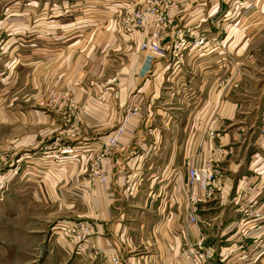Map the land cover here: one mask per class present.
<instances>
[{
	"label": "crops",
	"instance_id": "crops-1",
	"mask_svg": "<svg viewBox=\"0 0 264 264\" xmlns=\"http://www.w3.org/2000/svg\"><path fill=\"white\" fill-rule=\"evenodd\" d=\"M88 1L0 0V81L8 76L13 90L23 66L28 76L40 73L42 93L63 92L81 109L77 155L48 180L55 186L46 195L73 205L65 218L89 222L93 234L77 247L55 241L54 250L70 264H194L182 252L201 243L212 256L198 264H264V66L251 71L247 90L235 69L225 76L227 59L262 61L264 27L246 16L259 0L235 9L230 0H181L158 41L164 54L151 64L136 43L151 29L127 33L119 23L120 10L142 0ZM82 10L104 18L82 21ZM189 27L207 35L179 58L173 32ZM133 106L136 115L124 121ZM47 115L41 132L49 138L55 122ZM188 165L210 169L213 179L190 184Z\"/></svg>",
	"mask_w": 264,
	"mask_h": 264
},
{
	"label": "rangeland",
	"instance_id": "rangeland-1",
	"mask_svg": "<svg viewBox=\"0 0 264 264\" xmlns=\"http://www.w3.org/2000/svg\"><path fill=\"white\" fill-rule=\"evenodd\" d=\"M246 1L230 0L234 9L242 7ZM78 3L85 7L90 1L80 0ZM132 7L131 5L130 8ZM256 9L250 15H245L248 19L260 21L262 23L260 25L264 27V0H259ZM120 11L119 23L122 27L124 11L123 9ZM89 14L87 11H80V19L85 21L88 17L94 16L96 20L104 18L103 12H98L96 15ZM66 20L71 21L72 18L66 17ZM200 31L204 36L207 35L204 29ZM1 35L3 39L4 32ZM136 43L139 48L141 40H137ZM262 45L264 44H261L260 48ZM2 62L3 57L0 64ZM225 62L226 78L230 77L235 69L234 77L240 75V82L247 90L254 87L250 82L253 79L250 78L251 71L256 72L258 68L264 66V55L262 53V61L258 65L255 64L257 61L243 57L227 59ZM84 67L86 70V65ZM35 74L28 76L24 67L19 66L15 77L17 87L11 91L7 86L10 80L8 76L6 78L2 76L0 81V264H70V261L64 263L59 253L54 250L55 241L77 247L88 243V239L93 234L91 232L83 242H80V238L77 241L76 235L70 234L71 227L83 223L91 227L92 231L93 226L85 220L65 218V213L71 215L73 205L53 203L46 195L47 190L51 191L55 186V183L51 185L48 180H54L57 177V169L64 164H72V159L77 155L79 146H76L74 141L78 138L76 133L81 128L79 123L81 109L72 110L67 102L72 98H67L63 92L49 93V95L47 92L42 93L40 91L42 76L39 75L40 73ZM13 77L14 75L11 74L12 79ZM82 82H88V76L84 72ZM256 83L261 84L262 80L259 78ZM114 94L117 95L116 92ZM44 112L49 118L54 115L55 123L52 125L50 123L49 128L55 130V133L49 134V138L41 132L42 129L45 130L43 127L47 126V123L42 124V116L46 117ZM134 113L135 115L137 113V108L134 106L125 109L122 119L134 116ZM78 116L77 124L74 125L73 119L77 120ZM121 126L116 128V132ZM57 130L65 131L66 134L59 135V139H56ZM63 149L72 150V153L64 155L62 160L57 159L56 155ZM85 151L87 149L83 150ZM92 175L99 181H102L103 175L106 177L100 168H95ZM64 205L68 208L63 209ZM192 213L194 214L193 210Z\"/></svg>",
	"mask_w": 264,
	"mask_h": 264
},
{
	"label": "built area",
	"instance_id": "built-area-1",
	"mask_svg": "<svg viewBox=\"0 0 264 264\" xmlns=\"http://www.w3.org/2000/svg\"><path fill=\"white\" fill-rule=\"evenodd\" d=\"M181 3V0H142L132 8H123L122 16V29L127 33L142 32L147 28L151 29V35L149 42L141 40L139 44L140 51L145 53L146 60L151 63L155 56H161L164 54V49L159 45L160 41L170 31L173 25V15ZM2 31L0 27V60L4 54V42L2 39ZM175 42L173 43V50L179 58L182 57L180 53L187 51L191 48H199L204 41L205 36L197 28H184L183 30H175L173 32ZM135 115V113H134ZM128 119V117H126ZM126 120V119H125ZM124 120V121H125ZM123 130V124L119 131L108 140L106 147H112L115 145L118 136ZM260 135L264 138V127L260 129ZM72 150L63 149L58 155L57 159L62 160L64 155H70ZM188 181L190 184H199L200 187L204 188L206 183L210 182L214 173L208 168L195 166H189L187 168ZM102 181L105 180L104 175L101 177ZM192 202L195 204L199 201L196 196L192 197ZM192 210L195 212V205ZM191 222H195V218L189 219ZM91 227L78 223L74 227L70 228V234L76 235V240L80 238V242L85 241V237L91 233ZM182 254L191 259L194 264H198L203 259H208L212 256V251L208 247H203L201 243H197L192 247L185 249ZM113 263L117 264L118 259L113 258Z\"/></svg>",
	"mask_w": 264,
	"mask_h": 264
}]
</instances>
